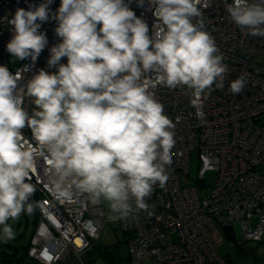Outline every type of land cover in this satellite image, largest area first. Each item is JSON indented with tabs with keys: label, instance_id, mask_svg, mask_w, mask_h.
Wrapping results in <instances>:
<instances>
[{
	"label": "clouds",
	"instance_id": "1",
	"mask_svg": "<svg viewBox=\"0 0 264 264\" xmlns=\"http://www.w3.org/2000/svg\"><path fill=\"white\" fill-rule=\"evenodd\" d=\"M51 3L18 8L8 20L12 38L6 49L17 61L35 62L48 46L40 28L49 19L60 42L49 49L47 64L54 72L40 69L24 80L0 65L5 242L15 236L9 221L33 211L30 180L38 158L63 198L81 195L104 203L112 220L149 211L154 187L164 188L169 179L175 145V125L150 89H186L198 108L201 97L224 87L229 72L205 28L201 0H148L156 18L151 32L125 0H60L54 13ZM225 7L242 31L264 37V0H232ZM247 80L242 73L231 81L230 92L239 94Z\"/></svg>",
	"mask_w": 264,
	"mask_h": 264
},
{
	"label": "built area",
	"instance_id": "2",
	"mask_svg": "<svg viewBox=\"0 0 264 264\" xmlns=\"http://www.w3.org/2000/svg\"><path fill=\"white\" fill-rule=\"evenodd\" d=\"M44 0H0V65L21 73L24 80L40 69L48 68L49 49L60 42L52 19L41 25L48 46L35 62L29 58L17 61L6 49L12 38L8 20L18 8L29 10ZM151 32L156 22L153 10L145 0H125ZM232 0H201L205 28L215 38L229 72L224 87L215 88L194 106L186 89H168L156 85L150 90L164 105L165 113L175 125L172 164L164 188L158 184L148 200L149 211H140L115 220L129 233L126 239L128 258L125 264H237L222 256L217 246L224 240L222 229L239 219L243 239L260 240L264 233V37H253L242 31L228 16L226 4ZM60 6L52 0L50 12ZM61 63H67L62 58ZM29 65L25 71L24 65ZM242 73L248 80L239 94L230 92L231 81ZM31 111L33 105L25 102ZM23 134L30 138V130ZM198 158L193 182L189 177L192 152ZM46 164L38 158L30 182L35 192L30 199L36 219L27 255L39 264H53L68 254L84 264L83 254L105 231L107 212L101 203L93 204L86 196L71 199L53 191ZM215 172L209 193L200 195L207 185L205 173Z\"/></svg>",
	"mask_w": 264,
	"mask_h": 264
},
{
	"label": "rangeland",
	"instance_id": "3",
	"mask_svg": "<svg viewBox=\"0 0 264 264\" xmlns=\"http://www.w3.org/2000/svg\"><path fill=\"white\" fill-rule=\"evenodd\" d=\"M197 167L198 158L196 151H193L191 155L189 177H182L181 182H193L197 174ZM205 177L207 185L199 188V193L202 196L209 193L210 186L214 183L216 174L214 171L208 170L205 173ZM101 205L107 212L105 231L89 250L86 251L90 253L83 255L84 260L86 257H95L98 252H120L123 256L128 255L126 239L129 233L122 231L120 227H118L117 221L109 218V209L107 205L104 203H101ZM9 223L13 227L15 236L12 240L7 242L0 239V252H14L16 251L15 248H17L18 252H23V246L29 241L34 228L35 213L34 211L30 214L24 213L18 220L9 221ZM222 232L224 240L217 246V251L222 256L234 260L237 264H264V233H262L260 240H244L239 219L234 220L232 226L223 228ZM95 260L86 261V263L95 264ZM142 264H155V261L153 259L144 260Z\"/></svg>",
	"mask_w": 264,
	"mask_h": 264
},
{
	"label": "crops",
	"instance_id": "4",
	"mask_svg": "<svg viewBox=\"0 0 264 264\" xmlns=\"http://www.w3.org/2000/svg\"><path fill=\"white\" fill-rule=\"evenodd\" d=\"M88 253L90 252H86L84 254L86 255ZM98 254L95 255V257L90 256V257H86L85 260L83 259L84 264H90L89 262L86 263V261L95 260L96 258L97 259L94 261L95 264H125L128 258V255L123 256L121 255L120 252L118 253L116 252L115 253L116 257L113 258L114 261L113 260L111 261V259L109 260L106 257H104V254H101V252H98ZM0 264H39V263L35 261L33 258L29 257L27 255L26 250L23 249V252H0ZM53 264H79V262L76 256H74L73 254H68L63 259H60L54 262Z\"/></svg>",
	"mask_w": 264,
	"mask_h": 264
},
{
	"label": "trees",
	"instance_id": "5",
	"mask_svg": "<svg viewBox=\"0 0 264 264\" xmlns=\"http://www.w3.org/2000/svg\"><path fill=\"white\" fill-rule=\"evenodd\" d=\"M35 216H36V215H35ZM224 228H227V227H224ZM28 243H29V242H27V244H25V245L23 246V249L26 250V248H27V246H28ZM15 250H16V251H14V252H18V251H17V248H15ZM101 254H104V257H106V258L109 259V260L111 259V261H112V260L114 261L113 258L116 257L114 252H101Z\"/></svg>",
	"mask_w": 264,
	"mask_h": 264
}]
</instances>
